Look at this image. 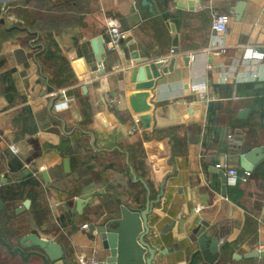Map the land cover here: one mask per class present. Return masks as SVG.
Returning <instances> with one entry per match:
<instances>
[{
    "label": "crops",
    "instance_id": "obj_1",
    "mask_svg": "<svg viewBox=\"0 0 264 264\" xmlns=\"http://www.w3.org/2000/svg\"><path fill=\"white\" fill-rule=\"evenodd\" d=\"M144 1L0 0L3 239L14 250L36 234L63 247L65 264L103 262L82 227L150 199L154 264H207L198 237L217 232L215 264H264L242 259L264 253V160L235 186L217 168L242 174L240 156L264 146V82L242 81L264 72V0ZM110 19L128 30L114 52ZM0 264L24 263L0 244Z\"/></svg>",
    "mask_w": 264,
    "mask_h": 264
},
{
    "label": "water",
    "instance_id": "obj_2",
    "mask_svg": "<svg viewBox=\"0 0 264 264\" xmlns=\"http://www.w3.org/2000/svg\"><path fill=\"white\" fill-rule=\"evenodd\" d=\"M197 4L200 0H196ZM177 6L184 10L195 9L192 3L187 0H175ZM144 4H148L147 0ZM151 6V4H150ZM246 9L245 3H239L236 7L237 20H242ZM124 28V27H123ZM128 31L127 28H124ZM157 66L153 68L154 76L159 77L156 72ZM246 113V112H245ZM244 113V114H245ZM264 160V146L252 149L250 152L240 156L242 170L253 172L255 167ZM66 172H70L69 160L64 161ZM223 183V193L226 195V176L223 171H218ZM48 179L46 172L43 173ZM224 195V196H225ZM87 197L84 196L78 201V208L82 209ZM31 202L26 201L16 213L20 214L30 209ZM154 204L147 200L144 210H134L127 206L120 207V214L112 219L92 223L88 227L89 235L94 240H98L104 252L108 254L102 264H154L158 255L157 250L150 244L149 237L151 228L149 226V216L152 214ZM5 209L0 201V212ZM20 247L12 249L11 244L3 239L0 229V244H2L12 256L20 255L24 264H65V252L61 245L40 238L36 234L28 235L20 240ZM198 247L203 260L207 264H215L220 257L222 249L220 233L214 236L201 234L198 237ZM29 250L25 254L24 250ZM263 252H255L243 256L242 259H255L263 257ZM162 258V257H161Z\"/></svg>",
    "mask_w": 264,
    "mask_h": 264
},
{
    "label": "built area",
    "instance_id": "obj_3",
    "mask_svg": "<svg viewBox=\"0 0 264 264\" xmlns=\"http://www.w3.org/2000/svg\"><path fill=\"white\" fill-rule=\"evenodd\" d=\"M228 19L226 15L221 12L214 10L212 11V28L214 32L218 35L223 36L227 31ZM125 35V32L119 22L118 19H110L108 22V42L107 49L110 52H114L118 50L120 46V42ZM255 55H258L257 52L254 51ZM244 82H253V83H263L264 82V72H252L245 77L242 78ZM202 98H207L205 95L201 96ZM208 101H211L207 98ZM10 150L14 154H18L19 150L17 146L12 145ZM218 169L224 170L227 175L229 185L235 186L238 183L246 184L250 180L252 173L244 171L242 174L239 169L229 166L228 164H221L217 166ZM89 225L85 224L82 229L88 230ZM78 264H102V262L94 256L83 255L78 257Z\"/></svg>",
    "mask_w": 264,
    "mask_h": 264
}]
</instances>
